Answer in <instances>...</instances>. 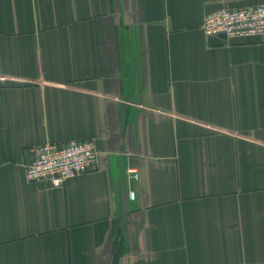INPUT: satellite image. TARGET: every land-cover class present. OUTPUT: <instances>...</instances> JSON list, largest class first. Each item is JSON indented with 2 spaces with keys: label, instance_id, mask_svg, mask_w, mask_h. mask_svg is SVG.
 Segmentation results:
<instances>
[{
  "label": "crops",
  "instance_id": "1",
  "mask_svg": "<svg viewBox=\"0 0 264 264\" xmlns=\"http://www.w3.org/2000/svg\"><path fill=\"white\" fill-rule=\"evenodd\" d=\"M260 5L0 0V264H264V37L201 29ZM82 140L86 172L25 181Z\"/></svg>",
  "mask_w": 264,
  "mask_h": 264
},
{
  "label": "built area",
  "instance_id": "2",
  "mask_svg": "<svg viewBox=\"0 0 264 264\" xmlns=\"http://www.w3.org/2000/svg\"><path fill=\"white\" fill-rule=\"evenodd\" d=\"M206 37L224 36L226 39H252L264 37V5L237 11L222 9L207 15L202 24ZM97 159L93 140L71 141L62 145L45 143L34 150V157L25 168L28 183L48 182L60 188L68 180L86 172ZM136 182L138 173L128 171ZM134 199V193L129 194Z\"/></svg>",
  "mask_w": 264,
  "mask_h": 264
},
{
  "label": "water",
  "instance_id": "3",
  "mask_svg": "<svg viewBox=\"0 0 264 264\" xmlns=\"http://www.w3.org/2000/svg\"><path fill=\"white\" fill-rule=\"evenodd\" d=\"M223 39H225V37L224 36H221Z\"/></svg>",
  "mask_w": 264,
  "mask_h": 264
}]
</instances>
